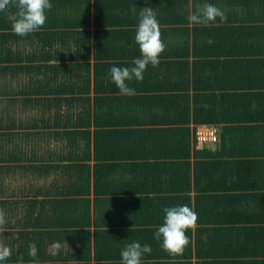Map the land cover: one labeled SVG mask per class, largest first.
<instances>
[{
	"label": "trees",
	"instance_id": "16d2710c",
	"mask_svg": "<svg viewBox=\"0 0 264 264\" xmlns=\"http://www.w3.org/2000/svg\"><path fill=\"white\" fill-rule=\"evenodd\" d=\"M50 3L53 7L55 4L60 5L59 12L62 13L58 19L61 21L60 24L68 30H73L51 32L53 36L49 40L53 42V45H56L54 39L58 38L63 40V43H66L68 39L75 40L77 33L84 36L85 32L89 39L90 31L86 29L77 31L75 29H78V26L86 28L92 24V21L98 28L106 27L102 37L111 41L107 48L115 47L116 53L112 51L106 53L105 50L101 55H98L97 51L93 54L94 57L100 56V69L103 68V71L108 75L114 66H134L133 60L141 56L139 47L135 42L139 12L145 7H150L156 11L162 39L167 45L160 56V63L155 68L151 65L147 67L144 73L147 82L145 80L136 81L135 79L127 82L129 87L135 90V94H123L121 96L131 105V114L120 115L117 108L112 106L108 108L107 116L112 121L109 123H118L124 118H134L141 113L140 109H145L147 113L145 122L158 124L160 121L165 124H173L171 125L174 126L173 129L150 127L147 131L155 133V135H150H154L157 142L161 135L159 132L166 137L165 142L172 139L177 140L176 142L181 144L178 158H182V161L174 165L177 167L175 170L172 166L168 169L170 164H166V179L172 182L170 185L158 187L156 190L159 192L165 190L167 195L149 200L146 212L142 210L128 212V207L123 211L122 217L114 216L116 213H108L104 210L99 212V202L107 200L106 198L100 199V197L108 194V191L121 193L122 196L128 198V188H125L124 181H122L121 189H113L112 187L108 189L110 185L107 182V177L112 171L100 169L102 163L99 161L104 160V158L115 160L128 158V140L111 138L104 142V139L98 134V130L93 131L92 139L89 130L92 106L88 105L82 108L75 113L79 119L83 114V124L88 130L85 133V138L74 142V147L83 150L81 157L86 162L90 160L93 153L94 164H83L85 173L79 168L78 173L80 172L81 175L79 180L71 186L64 184L55 198L52 193L49 194L53 199L40 200L36 197L30 199L31 197L28 196L33 194L27 189H21V195H8L9 197H17V201L11 199L0 201V208L4 210L8 208L5 210L9 221L7 227H22L15 223V215L11 214L12 205L20 204L22 208L30 207L28 209H32L30 224L34 228V231L21 229L3 234H7L4 237L9 236L6 244L11 247L12 256L0 264H17L21 257L24 264H29L28 262L32 260V257L28 255V252L33 242L38 249L37 259L40 262L44 264L42 260L45 256L46 258L54 257L51 252L46 250L48 243L43 244L40 240L44 239V236L54 237L58 233L49 228H44L46 230L44 232L39 231L42 228L35 224L37 220L38 224L50 228L56 226L64 228L69 225L84 226L83 230L80 228L76 230L77 232L68 234V238L65 236V239H69L72 245L66 263L50 261L48 264H93L92 261L94 264H121L122 250L127 244L137 241L142 246L147 244L152 247L151 254H144L142 257L145 262H148L147 264H264V227L257 224L259 222L264 223V217L258 216L257 211L253 214L254 208L244 206L246 201L243 200V197L248 195L247 192L252 196L255 191L250 193V190L251 188L253 190V187L244 185L242 182L244 178L240 174L236 175V171H233L231 162L228 160L229 152L224 154L216 152L215 155L218 154L219 156L213 157L211 155L214 153L211 151L191 148L194 129L197 128L196 125L198 124H222L223 127L220 131L222 134L231 130L243 133L248 128L247 125H249L250 130L256 131L255 133L261 131L264 133V125L253 123V119L256 117L249 120L250 113L241 112L247 109H256L261 103L255 101L264 102V0H50ZM205 3H211L221 10L230 7V5H232V9L238 8L239 16L237 18L241 19L242 23L231 28L235 31L232 33L231 40L236 48H239L242 42L246 56L242 58L241 55L237 60L232 57L223 59L222 56L228 57L227 53L222 50L220 41L214 40L211 36L215 30L220 28L214 29L209 24L200 27V25L193 23L192 27H188L191 22L187 17L198 11L199 7ZM7 14L6 11L0 12V56L2 55L1 57H5V60L13 62L7 54L17 50L20 55H23L26 42L34 43L37 38L43 43L44 35L38 31L33 32L30 40L25 39L29 34L26 36L16 35L12 30L13 21L6 20ZM76 16L80 18L76 19ZM208 39L213 41L211 45L207 43ZM87 45L88 50L85 53V58L92 56L90 43ZM61 46L58 47L57 55L60 53ZM95 47L97 49L98 45ZM57 55L52 54L50 57L58 58ZM28 58L29 56H23L24 61ZM107 58H116L114 60L117 61V65L109 63ZM99 63H95L94 66L97 65L98 68ZM235 64H239L238 67L237 65L234 67ZM85 65L86 67L91 66L88 62ZM220 67L235 69L233 73H236L239 78L244 75V82L218 86L220 79L214 84L213 79L217 71L218 77H223V74L217 70ZM2 68L13 69L14 74L21 70L26 73L21 64L13 68H9V66ZM101 73L102 70L97 71L96 81L97 78L102 77ZM101 80L109 85L107 91H119L111 80V76L107 82L103 78ZM109 80L111 81L109 82ZM251 82L255 84L252 85ZM37 88H41V85L38 84ZM73 90L76 91L77 89ZM137 100H145L149 104L143 107L137 105ZM251 100L255 103L249 106ZM12 102L21 109H25L20 101ZM24 102L26 103V101ZM96 107L97 114L100 113V118L103 119L106 113L105 109L101 106L100 109L98 105ZM163 107V114H160L159 111ZM59 110L61 113V108H58ZM239 112H241V116H238ZM69 117L72 118V115L70 114ZM192 122L195 124L193 130L189 127ZM237 122L243 126L227 127V124H236ZM75 124L76 122L72 123L70 120L50 123L52 126L55 125L54 128H66ZM97 124L99 125V123H94L95 126ZM30 125L32 124L25 125L22 123L17 128H28ZM12 127V125L0 121V130ZM1 131V145H5L9 141V146H13L15 140L11 138L12 133ZM59 133V131L54 133L57 135L55 140L58 143L60 140ZM112 133L109 135H119L121 132L113 130ZM176 133H178V137L173 136ZM38 134L32 133V136L38 137ZM252 142L256 144V141ZM78 152L81 153V151ZM240 153L241 155L238 157L242 160L240 170L244 163H252L249 169L256 167L260 162L264 163V159L261 161L252 159L253 155L250 151ZM6 155L3 159H8V152ZM151 155L154 154L151 153ZM27 166L19 167V169L31 167L27 168ZM243 170L246 172V167ZM122 174L125 177L126 174L128 175V170ZM178 179L179 183H174ZM126 182L128 183V180ZM146 189L151 190L150 188ZM192 190L195 191L194 200L193 196L190 195ZM215 192L221 194L217 198L219 202L213 200L216 199ZM225 193L230 195L224 197L223 194L225 195ZM168 195H175L176 204ZM156 202L161 203L163 209L166 206L188 205L198 215L197 226L186 232L190 242L182 255L169 254L162 248V241L154 239L155 232L164 222V218L161 215L158 216L160 207L154 206ZM13 207H15V212L20 209L19 206ZM235 207L240 211L238 215L233 213ZM16 216V220H18L20 215ZM92 223L96 227L91 231ZM137 229L142 231V236L133 234ZM24 236L26 249H21L19 247ZM141 238L143 241H139ZM192 247H194V251ZM193 258H195L194 261Z\"/></svg>",
	"mask_w": 264,
	"mask_h": 264
},
{
	"label": "crops",
	"instance_id": "0c3cea01",
	"mask_svg": "<svg viewBox=\"0 0 264 264\" xmlns=\"http://www.w3.org/2000/svg\"><path fill=\"white\" fill-rule=\"evenodd\" d=\"M231 7L232 5L222 10L227 16L226 21L221 22L219 18H217L216 21L210 22L209 26L214 29L220 28L219 30H215L211 36L214 40L220 41L222 50L227 53L228 57L222 56L223 59H230V57H232L237 60L241 55L243 58L246 54L244 53L242 42L240 43V47L236 48L233 46L234 42L231 40L232 33L235 32L234 30H231V28L242 23L241 19L237 18L239 16L237 13L239 12L238 8L232 9ZM60 8L59 4H55L54 7L47 11V21L45 25L38 30V32L44 35L43 43L36 38L34 43L26 42L23 55H20L17 50L13 53L7 54L9 58H12L11 60H13V62L5 60V57H1L2 55L0 56L2 58L0 60V121L13 126L12 128H4L0 131L4 133H12L11 138L15 140L13 146H9V141L6 142L5 145H1L0 142V201L8 199L17 201V197H9L8 195H21V189H27L28 192L33 194L32 196H28L31 197L30 199H35V197L40 200L53 199L49 194L52 193L55 198L64 184L71 186L75 181L79 180L81 175L80 172L78 173V169H82L85 173L83 164L89 163L90 165H93L94 158H92L93 146L91 148L92 157L87 162L84 159L82 160L81 156H83V150L74 147V142H78V140L85 138V133L88 130L83 124V114L81 115V119H79L75 112L90 105L92 106V119L89 122L91 123L89 130L91 131L92 139L94 135L93 131L98 130V134L104 139V142H107L111 138H123L125 141L128 140V158L124 159V157L121 159L119 157L120 159L115 160L103 157L104 160H99L102 163L100 169L109 172L112 171L107 177V182L110 185L108 189L111 187L113 189H121L122 181H124L125 188H128V198L122 196L121 193H112L108 191V194H106L108 196L103 195L100 197V199L106 198L107 200L99 202V212H103L104 210L108 213H116L114 216L118 215L120 217H122V213L127 207L128 212L134 210H142L143 212H146L149 200H153L158 196L167 195L165 190L162 192L156 190V188L168 186L172 182L171 180L166 179V164H170V166L168 165V169L172 166L175 170L177 167L174 165L182 161V158H178V151L181 149V144L176 142L177 140L172 139L165 142L166 137L159 132L161 135L157 142L154 136L155 133H149L147 130L150 127L154 129L165 127L173 129L174 126H171L173 124H165L160 121H158V124L145 122L147 114L145 109H140L141 113L134 118H124L122 121H118V123L116 121V123H109V121L112 122L107 116L109 107H116L117 112L120 115H130V109L132 107L126 99H122L123 97L121 95L123 94H121L120 91H107L109 85H107L105 81H102L101 78L105 79L107 82L110 74L108 75V73L103 71V68L100 69L99 62L101 58H99L100 56L94 57L93 53L97 51L98 55H101L105 50L106 53H108V51L116 53V49L115 47H111V49L107 48L111 41L102 37L106 27L102 26L98 28L93 21L92 24L86 28L78 26V29H75L77 31H81L82 29L90 31L89 39L85 32L84 36L77 33L75 40L68 39L66 43H63V40L58 38L54 39L56 45H53V42L49 40L53 36L51 32L73 31L68 30V28L63 27L60 24L61 21L58 20L62 16V13L59 12ZM16 11L17 9L15 7H10L6 11L8 12L6 20L13 21L12 16ZM62 11L64 12L63 8ZM78 18L80 17L76 16V19ZM202 26L204 25H200V27ZM188 27H192V23L189 24ZM27 38L29 40L32 38L31 33L25 37V39ZM71 38L73 37L71 36ZM112 42L114 44V41ZM87 43H90L89 46L92 52V56L89 58H85V53L88 50ZM59 45L62 46L59 55H57ZM95 45H98L97 49H95ZM20 51L22 52L21 49ZM52 54L57 55L58 58H51L50 56H52ZM23 56H29V58L24 61ZM116 58L107 59L109 63L116 64L117 61L114 60ZM103 61H105L104 58ZM87 62L91 65L90 67H86L85 64ZM95 63H99L98 68L97 65L96 67L94 66ZM19 64L23 65L26 73L21 70L14 74L13 69L7 70L2 68L3 66L13 68ZM236 65L237 64H235L234 67ZM94 67L96 68V72ZM98 70H102V77L100 76L96 81L95 75L98 76ZM217 70L223 74L222 78L218 77V71L214 75V84L221 79L218 86L227 84L233 85L244 82V75H241L239 78L236 73H233L235 69L220 67ZM111 80H109V82ZM144 80L147 82L146 76H144L142 81ZM38 84L41 85V88H37ZM251 84L254 85L255 83L251 82ZM73 89L77 90L75 91ZM12 101H20L21 104L25 106V109H21V107L14 104ZM24 101H26V103ZM255 102H260L262 104V106L261 104H258V107L256 108L258 110L247 109L241 112L250 113L251 116L249 120L256 117V119H253V123L264 125V102ZM255 102L251 100L249 106H252ZM148 104V101L137 100V105L144 107ZM97 105L99 108L101 106L106 111L103 119L100 118V113L97 114ZM254 106L256 107V105ZM58 108H61V113L60 110L58 111ZM163 111L164 107L159 113L163 114ZM241 112L238 113V116H241ZM70 114L72 115V118L69 117ZM68 120L72 123L76 122V124L66 128H54L53 126L55 125H50V123H58ZM95 122L99 123V125L97 124V126H95ZM22 123H25V125L30 123L32 125L28 128H17ZM198 125L205 126L207 124ZM212 125H217L219 127L218 141L213 144L211 143L201 146L196 143V136L194 137L193 134L191 148L211 151L214 153L211 155L213 157H217L216 155L218 154L215 155L216 152H221L222 154L229 152L230 156L228 157V160L231 162L233 171H236V175L240 174L241 177L244 178V181H242L244 185L247 187H253V190L251 188L250 193L255 191L252 196L247 192L248 195L243 197V200L246 201L244 206L253 207V214L257 211L258 216L262 215V217H264V163L260 162L252 169H249V167L252 166V163H244L240 170L242 160L238 158L239 155H241L240 152L250 151L253 155H251L252 159L258 161L263 160L264 133H262V131L255 133L256 131L250 130L249 125H247L248 128L243 133L233 132L231 130L228 132L225 131L222 134V132L220 133L223 127L222 124L214 123ZM233 125L243 126V124H238L237 122L236 124H227V127ZM189 127L193 130L195 124L192 122L189 124ZM113 130H119L121 133L119 135H109ZM58 131L60 132L59 143L55 140V136L57 135L54 134ZM32 133H39L38 137H33ZM65 134L71 135L66 136ZM173 136L178 137V133L175 135L173 134ZM170 141L172 143H169ZM252 141H256V144ZM78 151H81V153ZM6 152H8V159H3L7 156ZM151 153L154 155L150 156ZM69 156L72 157L68 158ZM23 166H27V168L29 166L31 167L29 169H19V167L23 168ZM245 167L246 172L243 170ZM127 170L128 175L126 174L124 177L122 173ZM127 180L128 183L126 182ZM174 183H179V179ZM146 188H150L151 190H147ZM175 195H168V197H170L176 204ZM190 195L193 196L192 198L194 200L195 191H190ZM214 195L216 196V199L213 200L219 202L217 198L221 194L215 192ZM229 195V193H225V195L223 194L224 197ZM13 206H19L20 209H17L15 212V207ZM154 206L160 207L158 216L161 215L162 218H164L165 213L161 203L156 202L154 203ZM21 208L22 206L20 204L12 205L11 210L13 211L11 214L15 215V223L22 227H7V232L5 233L8 234V232L12 233V231L21 229L24 231H34V228L30 224L32 209H28L30 207ZM6 209L8 210V208ZM76 209L82 214L78 208ZM239 212L238 208L235 207L233 209V213L238 215ZM16 215H20L19 218L21 219L18 218V220H16ZM142 218H144V216H142ZM145 220L147 221L146 218ZM38 223L37 220L35 224L42 228L39 229V231L44 232L46 231L44 228H49L53 232L56 231L58 233L54 237L44 236V239L40 240L43 244L48 243L46 248L47 252H51V245L53 242H60L63 245L62 250L54 257L46 258L44 255L45 258L42 260L44 261V264H48L50 261L53 263H66V258L72 245L69 239H65V236L68 238V234L77 232L76 230H79L80 228L83 230L84 226L79 227L69 225L64 228L58 226L50 228ZM35 224L34 226H36ZM257 224L264 227L263 222ZM95 227V224L92 223L90 227L91 231ZM141 232V230L137 229L133 234L142 236ZM139 241H143V239L141 238ZM7 242L8 240L6 239L5 243ZM19 248L26 249L25 236ZM192 250L194 251V247H192ZM175 259L177 260L178 258ZM194 260L195 258H193V261ZM28 263L32 264V260ZM92 263L94 264V261H92ZM142 263L147 264L148 262H145V259H142ZM40 264H43V262H40Z\"/></svg>",
	"mask_w": 264,
	"mask_h": 264
},
{
	"label": "clouds",
	"instance_id": "9594fccd",
	"mask_svg": "<svg viewBox=\"0 0 264 264\" xmlns=\"http://www.w3.org/2000/svg\"><path fill=\"white\" fill-rule=\"evenodd\" d=\"M15 7L17 11L12 16V30L18 36H26L40 30L47 21V11L53 5L50 0H0V12ZM219 18L226 21L227 16L217 6L211 3L201 5L198 11L190 14L187 19L197 25L207 26ZM135 42L139 47L140 58L133 60L132 67H112L110 76L121 94L134 95L135 90L128 85V81L135 79L142 81L147 67H158L160 56L167 45L162 39L159 21L156 11L150 7L142 8L139 12V21L135 34ZM211 45L213 41L207 40ZM111 198V197H110ZM164 222L158 227L154 239L162 241V248L171 255H182L189 245V237L186 232L197 226L198 215L188 205L166 207ZM9 223L6 212L0 208V262L7 261L12 256L11 247L5 243L4 233L7 232ZM60 242H53L51 255L55 256L62 250ZM151 245H141L138 241L126 245L121 252V264H142L144 254H151ZM28 255L32 257V264H40L37 259L38 249L33 242L29 247ZM17 264H24L21 257Z\"/></svg>",
	"mask_w": 264,
	"mask_h": 264
},
{
	"label": "built area",
	"instance_id": "2783aa9c",
	"mask_svg": "<svg viewBox=\"0 0 264 264\" xmlns=\"http://www.w3.org/2000/svg\"><path fill=\"white\" fill-rule=\"evenodd\" d=\"M218 134L219 127L217 125H197L196 130H194L196 143L201 146L216 143L218 141Z\"/></svg>",
	"mask_w": 264,
	"mask_h": 264
}]
</instances>
